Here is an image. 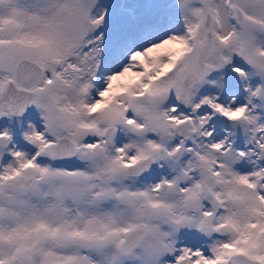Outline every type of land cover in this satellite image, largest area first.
<instances>
[{
	"label": "snow or ice",
	"instance_id": "obj_1",
	"mask_svg": "<svg viewBox=\"0 0 264 264\" xmlns=\"http://www.w3.org/2000/svg\"><path fill=\"white\" fill-rule=\"evenodd\" d=\"M0 264H264V0H0Z\"/></svg>",
	"mask_w": 264,
	"mask_h": 264
}]
</instances>
